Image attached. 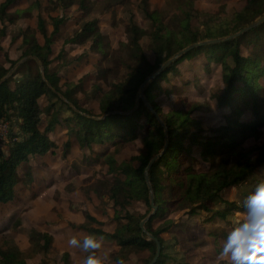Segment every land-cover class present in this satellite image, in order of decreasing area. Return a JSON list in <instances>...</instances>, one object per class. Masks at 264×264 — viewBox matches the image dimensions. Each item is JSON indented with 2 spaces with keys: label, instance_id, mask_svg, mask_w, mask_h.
<instances>
[{
  "label": "trees",
  "instance_id": "1",
  "mask_svg": "<svg viewBox=\"0 0 264 264\" xmlns=\"http://www.w3.org/2000/svg\"><path fill=\"white\" fill-rule=\"evenodd\" d=\"M15 1H0V21L12 20L8 10ZM148 1L140 0V4L143 16L149 21V30L140 29L132 20L129 21L124 46L132 65L122 80L113 83L111 89L100 95L98 114L80 107L74 95L79 83H67L63 90L57 71L50 68L53 61L50 58L51 44L64 17L51 18V30L48 31L44 18L37 15L36 30L41 35L42 42L37 38L35 29L26 27L20 31L19 36L24 46L21 55L18 59L7 58L8 67L0 64V121L7 123V137L10 140L6 151L0 147V206H8L15 197L18 164L31 155H45L56 146L50 134L60 122H64L66 130H73L76 140L86 147L96 143L125 141L135 135V130L144 128V150L132 157L137 165H109L107 170L114 176L109 184V196L114 206L125 210L131 203L141 202L146 207L145 211L140 213L127 210L123 215L117 212L116 224L111 232L94 227L93 224L99 221L85 213L84 221L78 228L89 236L117 245V255L114 257L116 261L126 260L130 253L146 251L150 254L146 264L153 259L156 251L155 241L149 238L151 235L160 244V253L154 264H165L161 234L174 224V219L164 218L167 212L177 209L183 211L184 215L193 216L198 210H210L209 203L223 202L225 207H215L212 213L225 218L226 210L232 212L242 208L235 202L224 201L222 193L237 187L259 167H264V141L244 146L248 132L264 127V99L260 96L257 83L263 69L261 64L264 61V51L259 56L258 51L254 50L260 40L264 43L261 34L264 32V21L237 37L197 46L177 57L145 85L143 94L151 109L144 101L137 102V91L145 77L185 46L227 36L262 17L264 0H246L243 8L234 12L227 23H206L202 30L192 25L193 12L196 11L193 9V1L189 0L178 6L182 16L178 24L184 22V26L176 33L166 23L161 10L148 8ZM56 2L62 10L75 4L81 9L87 7L86 0ZM32 4L39 8L37 0ZM251 33L255 36L251 43L254 46L245 55L241 46L247 42ZM143 35L151 38L155 48L153 61L147 59L140 44L139 40ZM103 39L98 20L91 19L82 23L65 43L91 40V49L98 51L101 50ZM201 52L209 62H220L223 88L213 98L219 109L229 111L223 115L224 124L213 129V133L206 137L200 135V118L192 116L202 110L200 105L191 104L179 111H172L163 115L160 120L157 117L161 113L160 109L151 101L152 90L156 88L160 78L167 77L169 73L176 71V65ZM42 96L55 98L58 107L56 101H49V98L48 105L42 108L39 103ZM62 107H65L68 115L61 113ZM246 110L250 112L249 119L242 121L240 117L246 114ZM43 114L49 117L45 119L44 126ZM60 115L61 121H58L57 117ZM141 116H145L146 126L139 124ZM196 146L200 147L199 157L207 163L203 171L181 165V158ZM157 155L159 156L153 160ZM148 165L147 178L156 210L142 228L140 222L152 211L144 175ZM156 219H161L162 222L154 227ZM36 236L42 239L45 246L51 242L47 234ZM15 252L14 245L0 248V264H27L24 259H17ZM63 255L67 256L66 253ZM39 264L47 263L41 261Z\"/></svg>",
  "mask_w": 264,
  "mask_h": 264
},
{
  "label": "rangeland",
  "instance_id": "2",
  "mask_svg": "<svg viewBox=\"0 0 264 264\" xmlns=\"http://www.w3.org/2000/svg\"><path fill=\"white\" fill-rule=\"evenodd\" d=\"M34 1L16 0L8 10L12 20L0 21V64L8 67L7 58H19L24 49L20 31L26 27L36 30L38 14L44 18L48 31L51 30V18L63 16L64 21L51 44L50 58L53 61L50 68L57 71L63 90L67 83H79L74 95L80 107L98 114L100 95L111 89L113 83L122 80L132 65L124 46L129 21L132 20L140 29L149 30V21L143 16L140 0H86V9L75 4L64 10L56 0H37L39 8L32 4ZM188 1L149 0L148 8L161 10L166 23L176 33L184 26V22L178 24L182 17L178 6ZM192 1L196 11L193 12L192 25L200 30L206 23H227L233 13L241 10L246 3V0ZM91 19L98 20L104 36L101 50L91 49V40L65 43L82 23ZM261 34L264 38V32ZM36 36L42 42L37 30ZM254 37L251 33L241 46L243 54L248 55L253 49L251 43ZM139 41L147 59L153 61L155 48L151 38L143 35ZM263 49L264 43L260 40L254 50L260 56ZM261 65L263 69L257 83L260 96L264 99V61ZM222 88L220 62H209L201 52L176 65V71L167 77L160 78L152 90L151 101L160 109L161 113L157 115L160 120L172 111H179L191 104L200 105L202 110L192 116L200 118V135L206 137L213 133V129L224 124L223 115L229 112L219 109L213 98ZM48 99L56 101L53 97L42 96L39 99L42 108L48 105ZM56 105L58 107L57 101ZM61 113L69 114L65 107H62ZM249 113L246 110L240 119H249ZM61 115L57 117L58 121H61ZM48 118V115H42V126ZM138 122L146 126L145 116H141ZM7 129V123L0 121V147L4 151L10 143ZM68 130L64 122H60L50 134L56 146L45 155H31L18 164L15 197L8 206H0V248L14 245L15 257L24 259L27 264H39L41 261L47 264H83L90 252L100 257L103 264H116L114 257L118 247L113 242L98 237L96 239L101 240V247L84 251L79 246H70L68 240L75 236L83 242L89 236L78 228L84 221L85 213L99 221L93 224L94 227L111 232L116 224L117 212L123 215L127 210L145 211L146 207L141 202L131 203L125 210L114 206L109 196V184L114 176L107 170L109 165H137L132 157L144 150L145 129L135 130V135L125 141L96 143L90 147L81 145L74 131ZM246 136L245 147L261 143L264 141V127L248 132ZM199 149V146L193 147L189 154L181 158V165L193 167L196 171L205 170L207 163L199 157ZM262 181L264 167H259L246 181L224 191L222 199L235 202L240 207L234 193L242 199L256 183ZM208 207L210 210H198L193 216L184 215L183 211L177 209L164 215V218L174 219V224L161 234L165 264H224L217 257L230 227L227 217L243 209L226 210V217L220 218L212 210L215 207L224 208L223 202L209 203ZM161 222V219H156L153 226L157 227ZM36 234L49 235V245L45 246ZM149 259L150 254L146 251L133 252L124 260V264H146Z\"/></svg>",
  "mask_w": 264,
  "mask_h": 264
},
{
  "label": "clouds",
  "instance_id": "3",
  "mask_svg": "<svg viewBox=\"0 0 264 264\" xmlns=\"http://www.w3.org/2000/svg\"><path fill=\"white\" fill-rule=\"evenodd\" d=\"M234 199L243 210L227 217L230 227L217 259L224 264H264V181L256 183L242 199L234 193ZM101 240L87 236L81 242L73 236L68 244L89 251L100 248ZM83 264H103V260L90 252ZM116 264H124L123 259Z\"/></svg>",
  "mask_w": 264,
  "mask_h": 264
},
{
  "label": "water",
  "instance_id": "4",
  "mask_svg": "<svg viewBox=\"0 0 264 264\" xmlns=\"http://www.w3.org/2000/svg\"><path fill=\"white\" fill-rule=\"evenodd\" d=\"M264 21V15L262 17H260L259 19L255 20L254 22L243 26L242 28H240L238 31L229 34L227 36L224 37H217V38H212V39H206V40H202L199 42H195V43H191L187 46H185L184 48L180 49L179 51H177L172 57H170L169 59H167L155 72H153L152 74L148 75L147 77H145V79L143 80V82L140 84L139 89L137 91V97L136 100L137 102L139 100L144 101V103L151 109V107L149 106V104L147 103V101L144 98V94H143V90L145 88V85L152 80L153 78H155L165 67H167L168 65H170L173 61H175L177 59V57H179L180 55H182L183 53L191 50L194 47L197 46H201V45H205V44H209V43H219V42H223L226 41L228 39L237 37L238 35H240L241 33L246 32L247 30L259 25L260 23H262ZM159 155H157L156 157L153 158L156 159ZM152 162V160L150 161V163ZM149 163V165H150ZM149 165L146 167L145 171H144V175H145V180L147 182L148 188H149V193H150V204L152 207V211L149 215H147L141 222H140V227L144 228V222L150 217L151 214H153L156 210V207L153 204V199H152V191H151V187L147 178V169L149 167ZM150 239H153L156 243V251H155V255L153 257V259L148 263V264H154V262L156 261L159 253H160V244L158 242V240L156 238H154L153 236L149 235Z\"/></svg>",
  "mask_w": 264,
  "mask_h": 264
}]
</instances>
